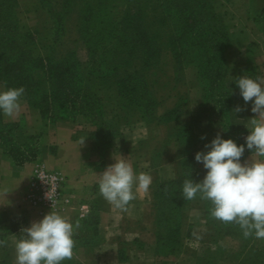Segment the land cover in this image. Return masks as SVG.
<instances>
[{
    "label": "rangeland",
    "instance_id": "374dc122",
    "mask_svg": "<svg viewBox=\"0 0 264 264\" xmlns=\"http://www.w3.org/2000/svg\"><path fill=\"white\" fill-rule=\"evenodd\" d=\"M16 1V17L20 25L28 29L33 36L32 54L42 58L43 61L52 62L60 61L71 54L84 78L81 82V87L83 85L84 89L81 88L78 92H71L69 96L59 98L50 94L44 69L41 67L35 70L37 89L32 105L27 104L36 111L38 108L46 109L44 121L61 116L73 118L78 127L96 142L102 152L110 148L119 151L133 149L140 157H153V165L156 166L174 155L176 171L189 176L194 183L200 182V179L198 162L194 159L193 151L198 147L204 148L205 144H202L201 137L205 132L206 123L218 124L222 139H232L237 146L243 145L239 138L244 141V134H240L244 129L235 128L233 124L236 116L244 117V110L234 111L240 106L241 97L236 80L244 76V74L240 75L243 70L240 73L237 71L240 55L234 50L230 56L226 54L228 47L224 51L225 85L217 84V87H214L213 83L212 86H207L208 92L204 97V88L201 85L203 83L198 77L196 64L189 59L177 62L167 46L169 28L158 24L159 14L155 0H141V2L146 8V26L150 32L157 34L161 45L158 60L147 67H141L139 60H134L131 64L124 63L123 69L117 72L112 71L111 68L114 63L119 64V60L113 59V63L107 64L100 58H95L93 61L90 59L91 53L78 37L79 4L77 2L73 3L70 0V3L65 5V0ZM210 1L220 17L227 21L230 19L235 23L234 25H240L238 15L244 14L245 10L248 16L264 30V0ZM118 3L119 0H103L104 7L110 9L113 14L117 12ZM54 11L57 12L58 18L53 15ZM229 36L231 39V34ZM101 50V47L95 50V54L103 56ZM241 53L240 51L239 54ZM134 69H140L142 78L132 81L133 84L137 88H146L153 100V104L146 110L127 103L126 98L118 91V81L122 73ZM232 71L230 79L226 78ZM41 99L44 102L40 103ZM38 102L39 104L36 105ZM3 133L4 138H8L3 145L5 148L14 147L25 155L36 150V140L29 135L21 137L20 126L16 125L10 131ZM152 202L157 203L154 199ZM206 202L200 200L199 196L194 200H187L183 208L184 221H189L191 209H199L203 212L201 217L203 221L206 223L210 219L213 221L210 224L212 230L224 225L244 239L238 225L224 224L213 219L210 216L212 205L203 206ZM153 207L158 217L156 205ZM228 239L231 244L238 243V240L231 236ZM255 246V243L248 241L247 246L236 254L237 264H264V252H259Z\"/></svg>",
    "mask_w": 264,
    "mask_h": 264
},
{
    "label": "crops",
    "instance_id": "0c3cea01",
    "mask_svg": "<svg viewBox=\"0 0 264 264\" xmlns=\"http://www.w3.org/2000/svg\"><path fill=\"white\" fill-rule=\"evenodd\" d=\"M238 18L240 25L228 20L231 41L226 54L230 56L234 50L240 55L237 71L243 70L244 76L254 80L264 78V30L245 10ZM232 74L233 71L226 78L230 79ZM3 90L5 87L0 81V91ZM20 103L18 117L9 118L1 112V120L6 124L17 123L21 127V137L36 136V153L34 157L20 161L18 157L4 153L0 147V240L6 241V245L0 247V264H15V242L24 236L21 229L43 218L24 200L25 184L37 163L58 170L64 176V191L71 202L56 213L73 225L79 224L73 236L75 247L71 261L75 264H208V248L214 251L216 264H236L238 243L231 244L229 236L220 237L214 243L211 239L206 240L205 234L210 231V226L201 219L203 212L199 209L190 211L191 236L184 240L180 250L163 253L159 249L152 186L159 180L176 176L174 155L156 166L153 157H140L133 149L119 151L110 148L102 152L74 119L64 116L44 121L23 98ZM240 106L244 107V117L236 116L233 124L249 134V120L256 114L251 112V102L246 104L242 97ZM204 130L203 145L210 144L217 134L222 138L220 126L216 123H206ZM81 138H84L82 146L79 143ZM198 151L208 149H194L195 154ZM118 159L130 163L137 175L143 172L152 176L148 193L138 194L127 210L116 209L99 195V174ZM257 160L264 161V157L248 152L241 163ZM198 167L201 181L207 170L202 163H198ZM252 240L258 250L264 251V239L253 237Z\"/></svg>",
    "mask_w": 264,
    "mask_h": 264
},
{
    "label": "trees",
    "instance_id": "16d2710c",
    "mask_svg": "<svg viewBox=\"0 0 264 264\" xmlns=\"http://www.w3.org/2000/svg\"><path fill=\"white\" fill-rule=\"evenodd\" d=\"M155 1L159 14L158 24L161 27L169 28L167 46L171 49L177 62L189 59L196 64L198 77L203 83L201 85L204 88V97L208 92L207 86H212L213 83L214 87H217V84L224 86L226 82L224 51L230 46L231 41L228 21L220 17L210 0ZM71 2L79 4L78 37L91 53L92 61L95 58H100L108 64L113 63V59L119 60V64L114 63L111 68L112 71L117 72L123 69L124 63L131 64L134 60H139L141 67H147L158 60L161 45L157 34L150 32L146 26V8L141 0H119L115 14L104 7L103 0H71ZM69 3L70 0H65V5ZM16 6V0H0V81L3 82L5 90L24 87L25 94L21 98L32 105L31 102H33L32 99H34L37 89L34 73L41 67L46 72L50 94L53 97H66L71 92L84 89L83 85L81 87L84 78L78 70V63L71 54L55 62L43 61L42 58L32 54L33 36L28 29L20 25L16 17ZM53 15L58 18L57 12L54 11ZM100 47L103 56L95 54V50ZM240 74H244V72ZM248 74L253 77L252 73ZM139 77L142 78L140 69L125 70L118 81V91L126 98L127 103L135 104L142 110H146L153 104V100L146 88H137L133 84L132 81H136ZM39 101L40 103L44 102L43 99ZM44 111L46 109L38 108L42 119L45 118ZM56 118H50L48 121H53ZM16 125L18 124L3 123L0 112V147L4 153H10L12 157H18L20 161L28 160L35 156L36 150L25 155L21 150H15L14 147L7 149L3 146L8 140V138H4L3 132L10 131ZM240 134L248 135L244 131ZM29 136L35 139L34 135ZM239 140L243 142V145L245 144V140L240 138ZM248 152L250 151L245 146V152L241 159ZM190 179L189 176H184L176 171L174 178L159 180L153 184L155 188L152 186L151 197L152 201L153 199L157 201L154 205L158 210L157 242L163 253L178 252L184 240L191 236V223L184 221L183 208L187 200L182 194L184 181ZM210 204L207 201L203 206L208 207ZM206 210L208 211V208ZM212 222L210 219L206 223L210 226V231H206L205 234L206 240L211 239L212 243L220 237L231 236L238 240L237 253L247 246L248 241H251L252 244L255 243L252 240L253 237H244L243 239L224 225L212 230L210 225ZM255 247L258 248L257 245ZM208 249L210 250L207 258L208 264H216L214 251ZM61 264L75 263L65 260Z\"/></svg>",
    "mask_w": 264,
    "mask_h": 264
},
{
    "label": "clouds",
    "instance_id": "9594fccd",
    "mask_svg": "<svg viewBox=\"0 0 264 264\" xmlns=\"http://www.w3.org/2000/svg\"><path fill=\"white\" fill-rule=\"evenodd\" d=\"M236 85L243 101L251 102V112L256 114L249 120L245 144L237 146L232 139H222L217 134L210 144L204 145L208 151H198L194 157L207 170L206 174L200 182L185 180L182 194L186 200L199 196L200 200L209 201L210 216L224 224L238 225L245 238L264 239V161L241 163L245 146L257 157H264V78L242 76ZM24 94L22 86L0 91V112L9 118L18 117ZM243 110L237 106L234 111ZM79 143L82 146L84 138ZM151 184L150 174L137 175L124 159L107 166L98 180L99 195L120 210H127L138 194H147ZM45 198L52 200L49 189ZM77 228L78 223L73 225L60 214L49 211L42 219L21 229L24 236L15 242V264H61L71 260ZM5 245L6 241L0 240V247Z\"/></svg>",
    "mask_w": 264,
    "mask_h": 264
},
{
    "label": "built area",
    "instance_id": "2783aa9c",
    "mask_svg": "<svg viewBox=\"0 0 264 264\" xmlns=\"http://www.w3.org/2000/svg\"><path fill=\"white\" fill-rule=\"evenodd\" d=\"M246 135L244 134V140ZM49 189L52 200L45 198ZM24 200L38 215L49 211L58 212L70 204V196L64 191V176L55 169L42 164H34L31 175L25 184Z\"/></svg>",
    "mask_w": 264,
    "mask_h": 264
}]
</instances>
